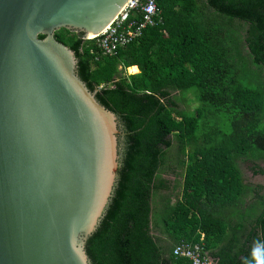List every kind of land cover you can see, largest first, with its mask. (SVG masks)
Segmentation results:
<instances>
[{
	"label": "trees",
	"instance_id": "16d2710c",
	"mask_svg": "<svg viewBox=\"0 0 264 264\" xmlns=\"http://www.w3.org/2000/svg\"><path fill=\"white\" fill-rule=\"evenodd\" d=\"M154 1L156 24L111 54L95 38L55 32L125 136L111 205L86 251L93 264H190L172 251L188 240L216 264H256L264 184H245L238 163L264 175V0ZM180 93L192 109H177ZM170 151L181 175L174 201L161 177Z\"/></svg>",
	"mask_w": 264,
	"mask_h": 264
},
{
	"label": "water",
	"instance_id": "95a60500",
	"mask_svg": "<svg viewBox=\"0 0 264 264\" xmlns=\"http://www.w3.org/2000/svg\"><path fill=\"white\" fill-rule=\"evenodd\" d=\"M128 0H0V264H93L124 130L56 39L95 38Z\"/></svg>",
	"mask_w": 264,
	"mask_h": 264
},
{
	"label": "built area",
	"instance_id": "2783aa9c",
	"mask_svg": "<svg viewBox=\"0 0 264 264\" xmlns=\"http://www.w3.org/2000/svg\"><path fill=\"white\" fill-rule=\"evenodd\" d=\"M159 11L154 0H128L120 14L95 37L102 54H111L140 35L146 27L156 24ZM139 15V19L135 18ZM173 253L187 258L190 264H216L215 260L196 242L178 240Z\"/></svg>",
	"mask_w": 264,
	"mask_h": 264
},
{
	"label": "rangeland",
	"instance_id": "374dc122",
	"mask_svg": "<svg viewBox=\"0 0 264 264\" xmlns=\"http://www.w3.org/2000/svg\"><path fill=\"white\" fill-rule=\"evenodd\" d=\"M197 1H204V0H197ZM237 24V22H234ZM243 28V26H242ZM122 70V68H121ZM127 69H123L122 73L124 74H129V73H133V72H126ZM136 72V71H135ZM176 96L179 98L178 101V108L177 109H183V110H190L192 109V107L194 106V102L192 100V97L188 94L183 95L182 93L180 94H176ZM174 151H170L168 153V167H165L166 170H163V172L161 173V177L164 178L167 181V184L169 186V192H170V199L172 201L175 200V197L178 196V194L180 193V181H181V177H179V171L180 169L177 168L176 166V161L174 158ZM239 168L242 174V177L245 181V184H252V185H263L264 184V175L262 174H254L253 171L251 170L249 163H245V162H241L239 161ZM259 165L261 168L264 169V162L259 161ZM176 167V168H175ZM164 168V169H165ZM171 168H174V173L172 170H170ZM176 169V170H175ZM172 171V172H171ZM176 172V174H175ZM168 194V191H164L163 193H159L155 196V198H157V196L159 195H166Z\"/></svg>",
	"mask_w": 264,
	"mask_h": 264
},
{
	"label": "clouds",
	"instance_id": "9594fccd",
	"mask_svg": "<svg viewBox=\"0 0 264 264\" xmlns=\"http://www.w3.org/2000/svg\"><path fill=\"white\" fill-rule=\"evenodd\" d=\"M261 247L262 246H257L253 250V255L256 258V264H264V257H261V255H260V253H261Z\"/></svg>",
	"mask_w": 264,
	"mask_h": 264
},
{
	"label": "bare ground",
	"instance_id": "6f19581e",
	"mask_svg": "<svg viewBox=\"0 0 264 264\" xmlns=\"http://www.w3.org/2000/svg\"><path fill=\"white\" fill-rule=\"evenodd\" d=\"M137 70H138L137 65H135V66H130V67L127 68V71H128V72H135V71H137Z\"/></svg>",
	"mask_w": 264,
	"mask_h": 264
},
{
	"label": "crops",
	"instance_id": "0c3cea01",
	"mask_svg": "<svg viewBox=\"0 0 264 264\" xmlns=\"http://www.w3.org/2000/svg\"><path fill=\"white\" fill-rule=\"evenodd\" d=\"M138 67V66H137ZM180 173V172H179ZM176 174V173H175ZM179 177H181V175L179 176Z\"/></svg>",
	"mask_w": 264,
	"mask_h": 264
}]
</instances>
